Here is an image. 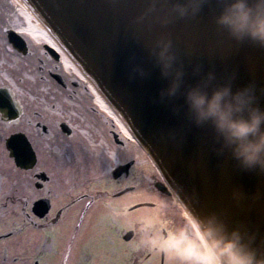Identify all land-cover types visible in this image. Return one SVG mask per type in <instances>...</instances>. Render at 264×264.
<instances>
[{"label":"flooded vegetation","instance_id":"flooded-vegetation-1","mask_svg":"<svg viewBox=\"0 0 264 264\" xmlns=\"http://www.w3.org/2000/svg\"><path fill=\"white\" fill-rule=\"evenodd\" d=\"M5 3L0 0V27L23 28ZM5 35L12 47H0V85L16 92L28 131L13 135H25L30 145L23 152L35 159L18 166L7 148L13 135L0 140V264H183L169 254L167 236L187 220L147 155L93 106L77 101L86 95L83 85L43 41L15 30ZM86 110L101 121L105 138L89 126ZM108 150L132 159L121 172L119 166L109 171ZM142 184L151 204L141 213L133 207L143 202L134 196Z\"/></svg>","mask_w":264,"mask_h":264},{"label":"water","instance_id":"water-1","mask_svg":"<svg viewBox=\"0 0 264 264\" xmlns=\"http://www.w3.org/2000/svg\"><path fill=\"white\" fill-rule=\"evenodd\" d=\"M25 2L93 81L174 192L182 193V197L176 195L188 212L187 203L201 214L218 213L229 226L247 229L257 225L264 233V176L243 169L227 151L218 150L210 126L195 124L158 99L167 81L153 63L149 43L167 31L186 64L189 79L197 78L191 68L199 64L221 76L238 68L237 83L252 75L264 80V47L222 31L214 19L215 0H209L195 16L178 17L167 25L153 22L151 27L134 21L145 0ZM133 58L149 69L147 75L130 77ZM14 111L9 108V115ZM169 127L180 130L176 139L164 135ZM7 143L17 164L28 165V155L23 152L28 146L25 137L14 135ZM240 188L247 195L238 197Z\"/></svg>","mask_w":264,"mask_h":264},{"label":"clouds","instance_id":"clouds-1","mask_svg":"<svg viewBox=\"0 0 264 264\" xmlns=\"http://www.w3.org/2000/svg\"><path fill=\"white\" fill-rule=\"evenodd\" d=\"M206 4L209 0H145L134 21L149 27L153 22L167 25L178 17L197 15ZM215 9V23L222 31L264 47V0H215ZM149 51L167 81L160 88L158 99L195 124L210 126L218 150L227 151L243 169L264 176V80L252 75L237 83L238 68L221 76L211 68L205 71L199 64L191 68L197 78L189 79L186 64L167 31H161L149 43ZM148 72L143 63L133 58L130 77ZM164 135L176 139L180 130L169 127ZM173 194L182 197L176 189ZM236 194L247 195L242 188ZM259 195L260 192L252 199ZM187 207L200 229L197 235L185 217L187 222L180 232L197 240L200 253L191 264H264V233L259 226H229L218 213L201 214L188 203Z\"/></svg>","mask_w":264,"mask_h":264},{"label":"snow or ice","instance_id":"snow-or-ice-1","mask_svg":"<svg viewBox=\"0 0 264 264\" xmlns=\"http://www.w3.org/2000/svg\"><path fill=\"white\" fill-rule=\"evenodd\" d=\"M10 30L19 31L21 33H24L26 31H31V29H9V28H3L0 27V47H3L7 50H11V44L8 43V39L6 37V33ZM51 43V41H49ZM25 51H27V48H25ZM0 89L6 90L3 95H0V140H3L5 136H12L14 133H24L28 131L25 127L22 126L21 120H20V112H19V101L16 98V92L9 88L8 85H0ZM98 102L100 103L101 107L105 108V111H109V114H111L110 110L107 109V107L104 105L103 100H100L98 98ZM14 109L15 114L9 115L8 109ZM122 127V126H121ZM125 132H127V129H124ZM129 135H131L129 133ZM3 145L0 144V149H2ZM36 147L40 148V143L37 141ZM108 156L111 157V163L108 166V170L110 171L113 167H118L120 165H123L124 167L128 166V163L131 161L132 157L130 155L126 156L124 159H120L117 157V154L111 150H108L107 152ZM47 162V161H45ZM37 163V162H36ZM35 163V164H36ZM38 171H42L38 169ZM151 180L152 178L149 177ZM160 180L163 179L162 176L159 177ZM51 192H45L44 195L48 196ZM147 199L152 200L156 199L152 196L147 197ZM185 217H187L188 223L191 225L192 230L197 234L200 235V229L197 225L196 221L188 214H184ZM42 223H47V221H44ZM161 223H164L163 221ZM17 228L20 227V225L16 226ZM134 227V225H133ZM202 239V236H201ZM167 247L168 252L173 257H181L183 258V264H191L193 257L199 256V249H198V242L197 240L189 235H186L184 232L172 233L169 232L167 236ZM93 251L95 249H92Z\"/></svg>","mask_w":264,"mask_h":264},{"label":"bare ground","instance_id":"bare-ground-1","mask_svg":"<svg viewBox=\"0 0 264 264\" xmlns=\"http://www.w3.org/2000/svg\"><path fill=\"white\" fill-rule=\"evenodd\" d=\"M11 1L14 3V5H16V7H15L16 8V12H15L16 14L15 15H18L24 21V27L23 28L24 29H31V31H26L24 33L33 37L34 40L43 41L47 46H50V47L54 48L55 50H58L62 56L63 67L65 69L70 68L71 71H73V73L82 82H84V83L86 82L88 84L91 92L93 93V102L98 106V108L101 111H103L104 113H106V115L109 118H111L116 125H118V127L121 129V131L123 132V134L126 137L130 138L132 141H136L134 134L129 130V128L126 126V124L120 118V116L117 114V112L114 110V108L109 104V102L97 90L95 85L90 80L87 79L84 72L77 65V63L65 52V50L61 46H59V44L53 38L52 34L41 24L39 19H37L36 16L33 14L32 10L26 4L25 0H11ZM41 38H44V40H40ZM49 41H51V43ZM98 98L100 100H103L104 105L107 107V109L110 110L111 114H109V111H105L104 107H101L100 103L98 102ZM124 129H127V132H125ZM129 133L131 135H129ZM166 191H167V189H166ZM144 202L145 201L140 202V203L144 204ZM142 212H145V211H142Z\"/></svg>","mask_w":264,"mask_h":264},{"label":"rangeland","instance_id":"rangeland-1","mask_svg":"<svg viewBox=\"0 0 264 264\" xmlns=\"http://www.w3.org/2000/svg\"><path fill=\"white\" fill-rule=\"evenodd\" d=\"M12 2V1H11ZM10 2V0H6V3H5V5L7 6H10L11 7V9L10 10H7V12L9 13V14H13V16H15V12H16V5H14V3L12 2L11 3ZM9 11H11V13L9 12ZM20 21V20H19ZM29 36V35H28ZM29 38L31 39V40H33V41H37V40H34V38L33 37H31V36H29ZM40 40H44V38H41ZM67 70L69 71V72H71V69L70 68H67ZM72 73V72H71ZM84 83V82H83ZM77 101H79V102H81V103H83V104H88V106L90 105V106H95L98 110H100L99 108H98V106L93 102V95L92 94H90L89 93V95H85V96H83V97H79V98H77ZM74 103V102H73ZM101 111V110H100ZM86 112H87V114H85V115H87L86 116V119H87V117H88V119H87V121H88V123H89V126H91L92 127V129L94 130V133L99 137V138H105V127L102 125V123H101V121H99L97 118H95V116L93 115V114H91V112H90V110H86ZM101 113L102 114H104L105 116H107L106 115V113H104L103 111H101ZM108 117V116H107ZM109 118V117H108ZM76 140V137L74 136V138L72 139V141H75ZM83 141L85 142V146H83L82 148L84 149V148H86V144H87V142H88V139L87 138H84L83 139ZM131 142H133L134 143V141H131ZM84 144V143H83ZM86 154V153H85ZM158 172V171H157ZM159 173V172H158ZM147 193H148V190H147V186L146 185H144V184H142V189L141 190H139V192H137L134 196H135V198L137 199V201H144V199H146V196H148L147 195ZM145 197V198H144ZM139 211H146V210H148V208L146 207V206H142V207H139V208H137Z\"/></svg>","mask_w":264,"mask_h":264}]
</instances>
